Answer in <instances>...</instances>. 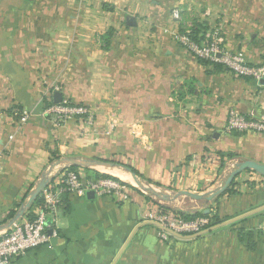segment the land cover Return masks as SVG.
<instances>
[{"label": "crops", "instance_id": "0c3cea01", "mask_svg": "<svg viewBox=\"0 0 264 264\" xmlns=\"http://www.w3.org/2000/svg\"><path fill=\"white\" fill-rule=\"evenodd\" d=\"M187 30L197 41L216 31L226 48L264 65V0H0V235L15 216L26 219L46 171L72 167L129 193L64 195L47 215L56 236L9 264H264V177L252 170L209 200L231 220L224 227L163 240L145 219L157 205L205 212V195L238 162L264 164V132L224 128L230 110L264 115V83L192 56L171 38ZM55 91L90 107L94 124L43 115ZM20 109L30 112L24 123ZM237 229L259 231L254 250Z\"/></svg>", "mask_w": 264, "mask_h": 264}, {"label": "built area", "instance_id": "2783aa9c", "mask_svg": "<svg viewBox=\"0 0 264 264\" xmlns=\"http://www.w3.org/2000/svg\"><path fill=\"white\" fill-rule=\"evenodd\" d=\"M173 15L177 17L176 11ZM190 33L188 30L174 31L171 38L199 60L220 64L237 76L256 81L264 79V65L251 64L242 53L226 48L216 31L206 35L202 41H197ZM42 114L50 116L56 124L64 123L71 118L81 119L87 127L94 124V114L90 107L71 104L65 100L46 105ZM29 115L27 109H20L19 122L24 123ZM224 128L227 133L264 132V115L254 116L252 113L243 115L230 110ZM43 179L45 186L40 192L42 201L34 212L35 217L32 220H16L1 233L0 264H9L26 251L47 245L51 237L56 236L52 229L50 232L48 230L50 224L47 215H53L62 205L64 195H84L92 190L99 195L112 196L118 201H126L129 198L125 183L110 178H84L71 168L63 167L55 174L46 171ZM145 219L157 227L158 235L163 240L172 236L197 235L203 232L208 224L205 217L184 220L167 212H159L157 209L147 212ZM258 230L264 235V222L258 226Z\"/></svg>", "mask_w": 264, "mask_h": 264}, {"label": "trees", "instance_id": "16d2710c", "mask_svg": "<svg viewBox=\"0 0 264 264\" xmlns=\"http://www.w3.org/2000/svg\"><path fill=\"white\" fill-rule=\"evenodd\" d=\"M190 35L195 39L194 33H190ZM205 62H207V61H205ZM213 64H215V63H213ZM51 103H53V102L49 101L48 104H51ZM219 155L222 156V157L224 156L222 153H220ZM226 156L230 157L231 154L228 153ZM115 164L122 165V166H124V168H126L131 173L139 176V173L134 168H132L130 165H126V164H123V163H120V162H115ZM70 168L72 169V167H70ZM245 171H248V170H245ZM233 180H234V178H233ZM233 180L231 181V183L227 186V188L222 193H224V192H226L228 190V188L231 186ZM222 193L216 195L215 199H217L219 196H221ZM41 201H42L41 196H40V194H38L33 199L30 207L26 211V219L32 220L35 217V214L33 213L32 209H33V207L39 205L41 203ZM211 206H212V202L211 201H207L206 202V209L208 210L207 213H204L203 211L188 212V211L175 210V209H171L169 207L162 206V205H157L156 209L159 212H167V213H170V214H172L174 216H178L179 218L184 219V220H191V219H194L196 217H205V218L208 219V224L205 227L204 231L212 232L215 229L224 227V225H221L223 220L217 215V213L215 211H213ZM13 215H14V211H11L9 213L8 217L11 218ZM233 224L234 223H231L229 225H233ZM217 225H221V226L213 229V227H216ZM254 234H256V233H254V231H251V230L245 232L243 229H237L238 241L240 243L245 244L246 249L249 250V251H252L255 248V241L253 239L254 238V236H253ZM258 235H260L259 232H257V236ZM180 236L182 237V236H185V235H180ZM198 236H200V235H198Z\"/></svg>", "mask_w": 264, "mask_h": 264}, {"label": "water", "instance_id": "95a60500", "mask_svg": "<svg viewBox=\"0 0 264 264\" xmlns=\"http://www.w3.org/2000/svg\"><path fill=\"white\" fill-rule=\"evenodd\" d=\"M260 83H264V79H261L259 80ZM52 99H53V102L54 103H59L62 101V95L60 92L58 91H55L53 93V96H52ZM88 164H92V165H97V166H100V167H107V166H110L111 163L109 162H105V161H96V160H93V161H90ZM245 170H252L254 171L255 173L259 174L260 176L264 177V164H260L258 162H255V161H252V160H245V161H241V162H238L235 166V169H233L231 171V173L228 175V177L226 178V180L219 184L216 188H214L210 193H208L207 195L204 196H199V195H196V194H191V196L195 199H198V198H202L204 197L205 199H207V201L211 200L213 197H215L216 195L222 193L226 188L227 186L231 183V181L233 180L234 177H236L238 174H240L241 172L245 171ZM131 179H132V182L134 185H136L138 188L142 189V190H147L148 189V186L145 182L141 181L140 179L137 178V176L135 174L132 173L131 175ZM45 186V181L44 179L42 178L40 180V182L34 187L33 191L30 193L26 203H25V208H29L33 199L38 195L40 194L41 190L44 188ZM86 195L89 196V195H94V191H87L86 192ZM208 210H205L204 213H207ZM18 219V216H15L4 228V230H7L10 225L16 221ZM231 220H228V221H224L221 223V225H225V224H228L230 223ZM221 225H217L216 227H213L214 228H217ZM50 232V231H49ZM207 231H203L197 235H194L193 237L195 236H198L200 234H203V233H206Z\"/></svg>", "mask_w": 264, "mask_h": 264}, {"label": "rangeland", "instance_id": "374dc122", "mask_svg": "<svg viewBox=\"0 0 264 264\" xmlns=\"http://www.w3.org/2000/svg\"><path fill=\"white\" fill-rule=\"evenodd\" d=\"M34 1H37V2H43V3H52V2H60V1H62V0H34ZM70 1H77V0H70ZM66 101V100H65ZM68 102V101H67ZM257 232H259L258 230H257ZM257 234V233H256ZM262 235V234H261ZM254 237H255V234L253 235ZM263 237H264V235H262ZM191 237H193V236H191ZM254 239V238H253ZM255 240H256V238H255Z\"/></svg>", "mask_w": 264, "mask_h": 264}]
</instances>
